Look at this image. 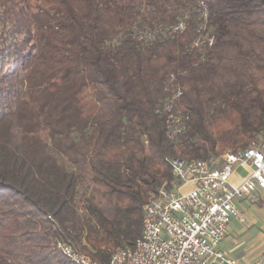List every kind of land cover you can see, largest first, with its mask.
<instances>
[{
  "label": "trees",
  "instance_id": "16d2710c",
  "mask_svg": "<svg viewBox=\"0 0 264 264\" xmlns=\"http://www.w3.org/2000/svg\"><path fill=\"white\" fill-rule=\"evenodd\" d=\"M198 1L0 0V264H74L58 239L107 262L140 236L167 157L264 130V0H205L215 40L191 48ZM185 12L182 33L132 35ZM170 74L176 141L156 113Z\"/></svg>",
  "mask_w": 264,
  "mask_h": 264
},
{
  "label": "built area",
  "instance_id": "2783aa9c",
  "mask_svg": "<svg viewBox=\"0 0 264 264\" xmlns=\"http://www.w3.org/2000/svg\"><path fill=\"white\" fill-rule=\"evenodd\" d=\"M189 12L195 14L196 26L190 47H210L215 36L208 25L207 2L199 0ZM187 17L188 13L175 23L137 27L132 35L149 41L167 32L182 33ZM165 90L168 96L156 113L164 118L167 136L176 141L189 116L175 108L183 89L174 84L173 74ZM166 161L170 179L164 180L143 204L141 234L132 245L117 247L107 262L59 239L56 249L74 264H238L221 245L228 234V224L240 215L239 200L264 190V130L246 147L218 156L201 159L175 155ZM235 166H241L244 174L231 182L229 176Z\"/></svg>",
  "mask_w": 264,
  "mask_h": 264
},
{
  "label": "crops",
  "instance_id": "0c3cea01",
  "mask_svg": "<svg viewBox=\"0 0 264 264\" xmlns=\"http://www.w3.org/2000/svg\"><path fill=\"white\" fill-rule=\"evenodd\" d=\"M243 174L244 169L235 166L229 179L237 182ZM238 205L240 215L228 224L221 248L238 264H264V190L242 197Z\"/></svg>",
  "mask_w": 264,
  "mask_h": 264
},
{
  "label": "rangeland",
  "instance_id": "374dc122",
  "mask_svg": "<svg viewBox=\"0 0 264 264\" xmlns=\"http://www.w3.org/2000/svg\"><path fill=\"white\" fill-rule=\"evenodd\" d=\"M89 92H90V90H89ZM238 171L241 172L242 170L239 169Z\"/></svg>",
  "mask_w": 264,
  "mask_h": 264
}]
</instances>
